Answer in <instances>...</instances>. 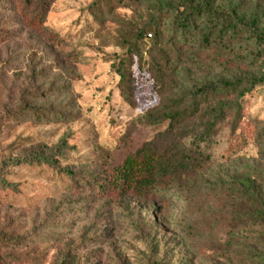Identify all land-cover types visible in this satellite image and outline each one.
<instances>
[{
	"label": "rangeland",
	"instance_id": "1",
	"mask_svg": "<svg viewBox=\"0 0 264 264\" xmlns=\"http://www.w3.org/2000/svg\"><path fill=\"white\" fill-rule=\"evenodd\" d=\"M261 77L264 0H0V264H264V81L195 97ZM142 148L165 193L82 187Z\"/></svg>",
	"mask_w": 264,
	"mask_h": 264
},
{
	"label": "trees",
	"instance_id": "2",
	"mask_svg": "<svg viewBox=\"0 0 264 264\" xmlns=\"http://www.w3.org/2000/svg\"><path fill=\"white\" fill-rule=\"evenodd\" d=\"M27 7L32 8L34 12V18L42 23L50 6L54 0H23ZM198 17V16H197ZM186 25H194L193 20L189 17L185 19ZM225 32V31H224ZM228 32V30H227ZM120 73L122 79L123 75ZM264 77L251 82L237 80L234 82H221L217 84H208L201 86L196 92L195 97L199 96L204 103L206 99L212 101H218L219 104L215 110L209 112L210 119L215 123L223 115H230L233 121L240 118L241 106L240 100L243 96L242 92L238 90L243 85H248V91H251L255 85H260L263 83ZM237 95L234 96V93ZM217 102V103H218ZM197 112V107H191L190 110H185L183 112H176L171 115V123L182 122L183 119H187ZM218 117V118H217ZM209 126V125H208ZM207 126V127H208ZM48 156H44L40 152H35L28 154L23 158H18L10 162V166L19 167L21 165H53V161L48 159ZM161 161L157 159L152 154H149L147 149L138 150L133 156L127 158L125 162L118 168L114 169L113 172H107L105 180H99V183H95V177H91L88 181L82 182V187H86L89 190H95L99 188L102 192L113 193L118 197H123L129 193L135 196L144 197L150 192L154 193H165L167 190L166 186L159 185V179L161 175ZM64 175L71 178V180L76 179L74 173L71 169L63 168L61 170ZM1 185L4 184L0 179ZM178 197L181 196L178 194Z\"/></svg>",
	"mask_w": 264,
	"mask_h": 264
}]
</instances>
